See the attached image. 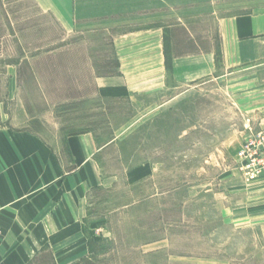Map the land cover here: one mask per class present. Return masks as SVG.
I'll list each match as a JSON object with an SVG mask.
<instances>
[{
	"label": "rangeland",
	"instance_id": "374dc122",
	"mask_svg": "<svg viewBox=\"0 0 264 264\" xmlns=\"http://www.w3.org/2000/svg\"><path fill=\"white\" fill-rule=\"evenodd\" d=\"M51 1L0 0V112H42L69 134L92 130L105 146L84 264H264V167L240 156L264 130V62L103 100L92 85L65 82L85 74L71 65L116 74L113 35L153 19L135 13L133 0H102L79 7L86 33L69 34ZM166 2L157 17L184 24L174 33L184 50L185 39L217 36L222 18L264 12V0Z\"/></svg>",
	"mask_w": 264,
	"mask_h": 264
},
{
	"label": "crops",
	"instance_id": "0c3cea01",
	"mask_svg": "<svg viewBox=\"0 0 264 264\" xmlns=\"http://www.w3.org/2000/svg\"><path fill=\"white\" fill-rule=\"evenodd\" d=\"M99 1L50 4L69 34L83 35L86 32L77 28L79 7ZM165 5L166 0H133L134 12H148L153 22L113 35L116 74L95 76L91 64L77 61L70 69L85 70L82 80L74 75L65 82L73 87L92 85L97 97L118 102L264 62L263 11L222 18L217 36L205 42L185 39L191 48L184 50L174 35L184 24L171 25L157 17ZM12 84L9 79L7 86ZM44 119L42 112H0V264H84L90 255V198L104 182L97 155L105 146L97 143L92 130L69 134L55 118Z\"/></svg>",
	"mask_w": 264,
	"mask_h": 264
},
{
	"label": "built area",
	"instance_id": "2783aa9c",
	"mask_svg": "<svg viewBox=\"0 0 264 264\" xmlns=\"http://www.w3.org/2000/svg\"><path fill=\"white\" fill-rule=\"evenodd\" d=\"M255 140L257 141V144H258L257 147L254 148V143L250 141L249 145H251L252 148H248L245 151H242L240 153V156L241 158H244V159L248 158L247 161L249 162L251 161L252 166H255V163H256L257 166L262 165L264 167V130L263 132L257 135V138ZM256 174L254 171L251 177L255 176ZM0 235H1V229H0Z\"/></svg>",
	"mask_w": 264,
	"mask_h": 264
}]
</instances>
